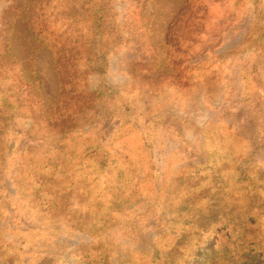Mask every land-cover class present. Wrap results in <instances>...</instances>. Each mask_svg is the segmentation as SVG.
<instances>
[{
    "label": "rangeland",
    "instance_id": "rangeland-1",
    "mask_svg": "<svg viewBox=\"0 0 264 264\" xmlns=\"http://www.w3.org/2000/svg\"><path fill=\"white\" fill-rule=\"evenodd\" d=\"M0 264H264V0H0Z\"/></svg>",
    "mask_w": 264,
    "mask_h": 264
}]
</instances>
